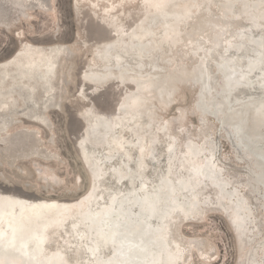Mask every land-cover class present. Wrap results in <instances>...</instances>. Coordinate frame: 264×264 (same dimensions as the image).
Wrapping results in <instances>:
<instances>
[{
	"label": "bare ground",
	"instance_id": "6f19581e",
	"mask_svg": "<svg viewBox=\"0 0 264 264\" xmlns=\"http://www.w3.org/2000/svg\"><path fill=\"white\" fill-rule=\"evenodd\" d=\"M133 1L90 0L89 5L99 9L87 5L96 27L79 17L84 0L71 1L81 28L79 43L86 45L87 36L94 41L80 84L88 85L94 98L109 83L122 91L117 100L112 98V111H101L95 102L78 111V119L82 116L85 121L80 135L73 138L74 147L91 182L84 194L65 200L0 193V264H187L182 254L190 242L203 252L212 246L205 238L193 241L175 235V226L199 206L213 202L231 206L233 218H229L239 229L235 238L238 244H248L241 248L236 264L261 263L255 247L262 243L264 248V235L251 242L257 228L249 212L252 206H264V32L256 35L264 31V21L256 17L257 12L264 15V0ZM239 27L243 33L254 29L250 42L255 44L248 43L250 47L236 60L225 49L236 48ZM9 31L19 46L0 61V104L4 108L9 101L19 102L24 110L30 97L28 72L38 71L41 80L42 71H52L53 63L49 53L40 54L39 47L26 41L29 33L19 27ZM214 35L211 41L217 49L208 51L201 39ZM172 45L177 46L174 56ZM166 50L170 54L161 57L160 51ZM188 52L196 56L187 65L190 72L176 60ZM91 60L101 68H94ZM173 68L181 75L171 81ZM15 69L18 72L10 74ZM128 82L130 87L125 86ZM181 85L195 89L189 109L203 124H196V134L185 129L177 115L176 120L172 116L176 128L172 133L170 116L163 114ZM82 93L76 91L81 100ZM103 98L100 101L107 99ZM33 116V121L42 122L39 115ZM207 116L217 121L216 129L210 120L205 122ZM220 131L250 158L248 167L240 166L246 170L242 192L227 187L230 180L220 171L230 166L215 141ZM5 132L0 116V142ZM200 135L201 143L188 140L184 145L187 137ZM88 242L97 254L86 249Z\"/></svg>",
	"mask_w": 264,
	"mask_h": 264
},
{
	"label": "rangeland",
	"instance_id": "374dc122",
	"mask_svg": "<svg viewBox=\"0 0 264 264\" xmlns=\"http://www.w3.org/2000/svg\"><path fill=\"white\" fill-rule=\"evenodd\" d=\"M71 1L72 0H0V61L9 58L19 46V41L14 38L9 31L12 28L19 27L27 34L29 33V35L26 36V41L39 47L40 54L41 52L44 54L49 53L53 63L52 71H42L41 80L37 77L38 71L30 70L28 72L31 85L28 101L29 106L24 109L25 111L22 110V104L19 102L9 101L4 108H1L0 104V116L6 127V132L2 135V142H0V193L16 194L27 198L37 196L41 198L50 197L72 200L84 194L91 185V182H89L90 178L81 164L74 147V139H77L80 135L82 127L80 125L74 128L73 123L74 120H77L79 116L78 111L85 103L94 102V99L99 95H104L108 103L112 101L111 103L114 107V99L117 100L118 94L122 89L121 86L116 87L114 84L109 83L103 89L104 91L101 90L96 93L94 98L89 91V86L80 84V72L84 71L85 62L92 58L91 46L94 41L91 36L87 38L88 36L85 30L84 34L87 36L85 38L87 39L86 45H81L79 43L81 41V34L79 32L81 28L78 30L79 27L76 22V17L71 9ZM89 1L90 0H84L82 3L84 6L81 7V11H84L86 14L82 12L79 17L81 21L82 18L88 19L86 23L96 27L97 22L89 18L90 16L88 15V13H91L87 6L90 3ZM133 2L136 4L138 0H134ZM102 3L103 2L100 1V5ZM123 5L126 7V2ZM93 8L97 11L99 10L98 7L94 6ZM95 16H99V13L97 12ZM256 17L264 21V15L261 12H257ZM249 30H244L243 33V30L239 27L235 34L236 39H239L236 48L230 49L226 47L225 49L236 60H240L241 52L247 47H250H246L248 43L249 45L255 44L250 42L252 40L254 41L255 38V35L252 33L254 29L252 28V30ZM239 31L242 32L238 33ZM260 31H258L256 35H261L262 32H264L263 30ZM212 39H215V35L208 38L202 37L201 39V42L205 45V49L208 51L212 48L217 49V46L215 47L216 43L211 41ZM230 40L231 39H229V41ZM245 40H247V42ZM88 41L91 42L88 43ZM172 46L173 50L171 56H174L177 46ZM169 51L170 50L160 51L159 54L161 57H165V55L170 54L171 51ZM208 51H206V53ZM195 58L196 56L194 54L188 52L184 56L176 58V60L179 61L178 63L185 65V70L190 72L191 65H187ZM96 62L97 61L91 60L92 66L94 68H101L100 64ZM198 62L199 60L196 63ZM172 71L173 73L170 75L172 78L171 81L177 78L176 75H181V70L173 68ZM9 72L10 74H14L18 72V69L10 70ZM125 86L130 87L131 83L128 82ZM188 88L189 87L186 85H181L176 95L178 99L175 97L167 110L163 112L164 115L170 116L169 129H171L172 133H175L173 129H176L173 128L175 123L173 118H175L176 115L178 119L176 117L175 120L177 119L181 120L183 123L185 122L184 128H187L191 132L194 131L193 133L195 134L198 126H203V124L200 125V123H198L199 120L196 113H193V111L190 113L189 108L193 100V91H195V89L189 88L188 91ZM78 89L81 93L83 92V100L79 99L76 95ZM89 94L90 97L88 96ZM36 114L42 119L40 124L33 121V115ZM181 116H183L184 119ZM81 120L85 121L84 117L82 118L81 116ZM209 120L211 122L208 123ZM205 122L210 124L213 129L218 127L217 121H214L211 116H207ZM196 124L198 126H196ZM212 135L215 137L213 133ZM212 135H210V137ZM128 136L129 135H126V138L124 137V143L128 141ZM216 137L217 139H215V141L219 146L220 154L223 156V159L230 164V166H224L220 170L221 173L230 180V182L227 183V187H233L236 188L238 192H242L241 189H244V184L246 183L243 182L246 170L242 168L244 166L248 167V160L250 158L248 156H243L241 152L237 151L221 131ZM187 138L184 145L188 144V140H192V142L190 141L191 143H196L197 141H200V143L202 142L201 135L198 137L195 136L193 139ZM8 191L9 193H7ZM252 193L256 198H261L260 194L254 193V191ZM216 208H218L219 211ZM252 208L253 209L250 211L252 214L249 212V218L251 222H253V226L257 229L255 230L254 228L256 236L254 234V238L251 242H255L264 235V206L257 204L256 206H252ZM230 209L231 206H220V204L213 202L212 204L199 206V209L192 211L190 213L191 215L189 214L187 216V219H180L181 221L178 222L180 225L177 223L175 226V235L181 234L184 237L186 235L188 240L193 238V241L195 238H200V240L205 238L206 240L204 241L212 246V249L207 251V253L205 251H199L197 247H194V244L191 245L192 242H190V245L188 244L186 250L182 254V258L186 260L187 264H190L192 260L193 262H191V264H236V259L238 260L237 256H239L241 248H245L248 244L244 242H241V245L238 244V240L235 237L238 236L237 232L239 234V229L236 227L237 223L234 222L235 220L231 219L232 211ZM227 212L228 214H225ZM229 215L231 216L230 218ZM256 215L258 217L261 216V219ZM253 216L256 217L253 218ZM257 219L258 221H256ZM256 222H258V225ZM178 226H180L179 229ZM177 230L178 233H176ZM235 230L236 234L233 232ZM260 232L262 234H260ZM179 240L181 239L179 238ZM235 240H237V242ZM241 240L240 237V241ZM237 247L238 249H236ZM261 248H263L262 243L255 247L257 259L259 256L258 260L262 263L264 262V248L263 250ZM86 249L91 251V253L94 252L97 254V250L91 246L89 242L87 243ZM200 254L204 256L201 255V258ZM188 257L191 258L189 259Z\"/></svg>",
	"mask_w": 264,
	"mask_h": 264
},
{
	"label": "water",
	"instance_id": "95a60500",
	"mask_svg": "<svg viewBox=\"0 0 264 264\" xmlns=\"http://www.w3.org/2000/svg\"><path fill=\"white\" fill-rule=\"evenodd\" d=\"M100 29V28H99ZM100 31V30H99ZM101 31H103L102 33H104V34H106V31L104 30V29H101ZM107 36V35H106ZM96 99H99V102H96ZM100 100H102V98L100 99V98H95L94 99V102L96 103V107L98 108V109H100L101 111H112L113 110V106H112V103L110 102V103H108L106 100H104V101H100ZM103 102V103H102ZM74 124H75V126H83V121L82 120H79L78 118H77V120H74Z\"/></svg>",
	"mask_w": 264,
	"mask_h": 264
}]
</instances>
